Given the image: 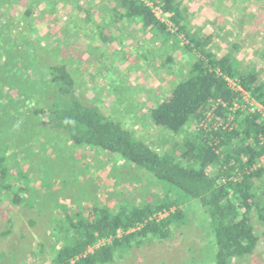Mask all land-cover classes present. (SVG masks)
<instances>
[{"label": "trees", "instance_id": "1", "mask_svg": "<svg viewBox=\"0 0 264 264\" xmlns=\"http://www.w3.org/2000/svg\"><path fill=\"white\" fill-rule=\"evenodd\" d=\"M239 1L228 0L231 9L238 8L234 15H241L236 22L241 24L244 19L255 26L264 20V4L260 7L249 0L247 5H251L252 11L248 9V14L242 15ZM79 2L73 0L72 4L86 11L85 20L70 15L67 27L56 36L63 41V37L85 34L88 50L81 49L77 54L85 53L90 57V50L100 51L116 41L118 37L108 30L121 23L139 24L155 42L163 40L164 46L178 49L180 43L184 44L182 53L193 58L192 62L183 78L176 77L169 95L151 106L147 114L154 127L175 140L168 149L155 151L156 148L136 138L131 129L112 115L123 102L121 92L116 94L110 107L104 108L103 103L88 101L81 91L85 85V80L80 78L81 71L72 69L63 55L60 59H51V56V60L37 57L32 64L38 70V80L30 87L9 83L1 87V90L15 91L19 98L10 99L4 107L12 110L3 111L6 115L3 125L12 124L14 116L20 118L22 112H26L28 123L22 124L31 131H23V134L0 131V203L6 200L13 207L19 206L31 181L29 173L18 168L12 175L18 155L12 148L21 150L23 144L34 142L38 137L41 149L37 152H46L51 148L52 133L56 131L42 129L53 128L57 130V138L112 155L122 161L125 168L150 177L163 187L165 194L151 203H123L112 209L98 205L84 211L60 207L63 214L53 220L51 229L55 244H60L49 264H112L133 245L141 246L150 238L167 239L172 233L171 226L179 227L185 220L177 209L178 200L175 196L171 198L175 193H183L187 199L196 201L206 213L213 251L210 264H234L251 256L260 241L254 221L264 224V187H261L264 163H260L264 156V120L243 103L235 106L241 95L227 79L264 106V69L240 61L239 46L235 43L222 56L213 51L212 35H203L200 27L191 29L185 12L180 9V0H110L112 7L98 6L101 14L106 15L97 24L89 21L92 7L84 8ZM149 3L170 15L175 32L156 16ZM55 4L52 3V12ZM215 7L220 11L222 2L215 0ZM53 19L52 15V24L49 21L48 26H53ZM160 48L164 47H159L160 53L154 52L155 57L165 54ZM104 54L101 52L98 58L106 56ZM162 60L160 68H168L167 73L171 74V55ZM110 83L111 86L116 84L115 81ZM117 89L114 86L113 90ZM34 108L39 111L36 114L41 115L37 126L33 127L38 131L27 126L32 123ZM208 112L212 116L209 123L206 121ZM21 153L32 162V150L24 149ZM163 214L166 215L160 217Z\"/></svg>", "mask_w": 264, "mask_h": 264}, {"label": "rangeland", "instance_id": "2", "mask_svg": "<svg viewBox=\"0 0 264 264\" xmlns=\"http://www.w3.org/2000/svg\"><path fill=\"white\" fill-rule=\"evenodd\" d=\"M72 1L0 0V131H21L22 134L23 131H31L25 125L28 123L26 112H22L20 118L14 116L12 124L3 125L6 117L3 111L12 110L4 107L10 99L19 100L15 91L1 90L4 83L18 84L16 86L28 84L30 87L38 80V70L32 64L33 59L37 60L40 56L49 60L60 59L63 55L72 69L78 68L81 71L80 78L85 80L81 91L88 101L103 103L104 108H107L114 103L116 94L121 92L123 102L112 115L131 129L136 138L156 148L155 151L168 149L175 139L154 127L147 114L151 106L169 95L176 77L183 78L192 62L193 58L188 56L191 58L189 60L182 53L184 44L180 43L178 49L164 46L163 40L155 42L151 34L141 30L139 24L121 23L111 29L107 28L118 37L116 41L103 46L100 51L90 50V57L85 53L77 54L81 49L88 50L87 37H83L85 34L63 37V41L56 38L57 33H63L67 27L66 22L72 18L70 15L85 20L86 11L73 6ZM180 1V9L185 12L191 29L200 27L203 35H208L210 30L215 34L213 51L223 55L235 43L239 46L237 56L240 61L264 69V20L255 26L244 19L239 24L240 21L236 22V19L241 15H234L238 8L231 9L228 0H218L222 2L220 11L216 10L215 0ZM55 2V10L52 12V3ZM262 2L254 0L253 3L263 7ZM248 3L249 0L239 1L238 6L243 7L242 15H247L248 9L252 11ZM79 5L92 7L89 10L92 14L89 21L97 24L106 15L104 12L101 14L98 6L112 7L113 3L110 0H80ZM149 6L172 29L170 15L161 13L150 3ZM52 15L55 18L53 26H48L49 21L52 24ZM172 32L175 30L172 29ZM159 47H164L160 50L165 51L161 58L159 54L157 57L154 55V52L160 53ZM101 52L106 56L98 58ZM168 54L172 60L169 61L173 71L171 74L167 73L168 68H160L162 59ZM112 81H115L117 90H113ZM36 112L39 111L34 108L32 123L27 125L32 127V131H38L36 128L33 130V127L37 126L41 117ZM207 116L206 121L209 123V112ZM46 118L44 115V123ZM42 131H56L52 133L51 148L46 152H37L41 149V139L38 137H35L34 142L32 140L23 144L21 150L12 148L13 152L18 153L11 169L12 175L18 169L27 171L31 181L19 206L13 207L6 200L0 203V264H49L51 255L60 244H55L51 229L54 227L53 220L61 218L63 214L60 210L62 206L83 211L91 205L112 209L123 203H151L165 194L161 185L150 177L137 174L130 167L125 168L124 163L112 155L72 145L57 138V130L53 128H44ZM24 149L32 150V162L28 161V156L26 159L22 156ZM58 164L59 167L56 166ZM261 187H264V180ZM172 196L178 200L177 209L185 216L183 223L179 227L171 226L172 233L167 239L150 238L141 246L133 245L123 255L117 256L112 264L211 263L213 251L205 211L183 193ZM254 226L260 238L257 249L251 256L236 260L234 264H264V224L254 221Z\"/></svg>", "mask_w": 264, "mask_h": 264}, {"label": "built area", "instance_id": "3", "mask_svg": "<svg viewBox=\"0 0 264 264\" xmlns=\"http://www.w3.org/2000/svg\"><path fill=\"white\" fill-rule=\"evenodd\" d=\"M227 81L230 84V86L234 90L239 91L240 92V95H241L240 101L237 104H235V106H237L239 103H243L244 106H247L248 107V109H249V111L251 113H257V114H259L260 117L264 120V106L261 105L260 103L256 102L254 99H252L249 96V94L247 92L243 91L239 86H237L234 81L229 80V79H227ZM209 115L211 116L210 112H209ZM211 118H212V116H211ZM260 163L261 164L264 163V156L260 158Z\"/></svg>", "mask_w": 264, "mask_h": 264}, {"label": "crops", "instance_id": "4", "mask_svg": "<svg viewBox=\"0 0 264 264\" xmlns=\"http://www.w3.org/2000/svg\"><path fill=\"white\" fill-rule=\"evenodd\" d=\"M209 29V28H208ZM210 30V29H209ZM208 35H212V37L214 38V33L210 30V32L208 33ZM220 56H222V55H220Z\"/></svg>", "mask_w": 264, "mask_h": 264}]
</instances>
